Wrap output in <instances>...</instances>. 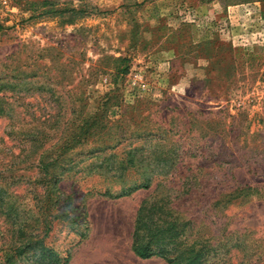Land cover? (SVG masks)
I'll list each match as a JSON object with an SVG mask.
<instances>
[{
  "label": "rangeland",
  "instance_id": "rangeland-1",
  "mask_svg": "<svg viewBox=\"0 0 264 264\" xmlns=\"http://www.w3.org/2000/svg\"><path fill=\"white\" fill-rule=\"evenodd\" d=\"M50 1L82 12L48 14L49 5L42 0H0V78L24 82L21 94L7 92L13 105L30 114L48 111V101L37 90L42 86L56 94L67 91L70 98L64 100L72 99L88 116L116 86L114 67L119 63L113 58L127 57L129 72L117 81L119 96L108 103L107 117L113 121L123 113L124 123L136 121L130 127L136 130L150 112L148 119L173 128L166 137L154 125L156 134L149 136L166 138V150L179 141L175 173L185 179L171 184L173 195L188 190L183 199L195 202L189 215L202 220L198 226L219 233V240L245 232L247 241L262 239L259 249L264 251V0ZM119 99L122 103L113 105ZM52 107L55 111L57 104ZM9 121L0 116V158L19 151L7 135ZM95 146L90 140L78 150ZM134 169L142 177L144 168ZM157 183L155 179L147 189L114 198L97 193L108 184L101 177L78 174L60 180L63 194L72 193L82 205L88 224L87 236L72 249L67 264H167L158 256L136 257L131 249L136 210L158 190ZM244 184L251 186L249 194L234 193L229 203H221L220 194ZM89 188L92 193L86 194ZM16 189L23 192L25 185ZM104 218L113 225L123 223L128 261L114 259L117 248L113 253L96 251L93 240L106 228L99 222ZM4 228L0 216V230ZM229 255L231 264H238L242 251L233 248Z\"/></svg>",
  "mask_w": 264,
  "mask_h": 264
},
{
  "label": "trees",
  "instance_id": "trees-1",
  "mask_svg": "<svg viewBox=\"0 0 264 264\" xmlns=\"http://www.w3.org/2000/svg\"><path fill=\"white\" fill-rule=\"evenodd\" d=\"M42 5H49L44 11L48 14L82 12L76 8L54 7L50 0H42ZM261 16L264 17V10ZM113 59L119 63L114 67L116 86L99 99L88 116H84L82 106L73 105L72 99L64 100V96L70 98L67 91L56 94L52 88L42 86L37 90L48 101L46 105L50 109L44 112L34 109L30 114L29 110L13 105L12 96L7 95L11 90L16 94L23 92L22 79L13 82L0 78V116L9 118L7 135L19 147L17 154L0 158V216L6 224L0 230V264L69 262L72 249L87 236L88 224L82 205L76 204L72 193L63 194L58 182L78 174L108 181L97 193L114 198L147 189L158 180V190L141 201L134 217L131 249L141 259L158 256L167 264H231L229 252L237 248L242 251L238 264H264V251L259 249L262 239L247 241V234L238 232L234 239L221 241L219 233L213 235L204 224L199 226L206 229H199L197 223L202 220L189 215L195 202L183 199L188 190L173 195L171 184L185 179L175 173L181 157L179 141L172 142L166 150L162 148L166 138L156 141L149 137L156 134L152 132L154 125L166 137L173 128L163 126L161 120L148 119L150 112L138 123L142 130H131L130 127L137 126L136 121L124 123L123 113L113 121L107 117L108 103L119 96L117 81L129 72L127 57ZM121 101L113 105L119 106ZM53 102L58 107L55 111ZM90 140L97 146L85 152L78 150ZM223 157L233 163L230 156ZM136 166L144 168L142 177L135 171ZM131 175L134 176L130 178ZM22 184L25 190L17 192L16 187ZM115 184L118 186L113 188ZM250 187L237 185L231 192L220 194L221 203H229L234 193L249 194ZM85 193H92V188ZM57 240L60 243L56 244Z\"/></svg>",
  "mask_w": 264,
  "mask_h": 264
},
{
  "label": "crops",
  "instance_id": "crops-1",
  "mask_svg": "<svg viewBox=\"0 0 264 264\" xmlns=\"http://www.w3.org/2000/svg\"><path fill=\"white\" fill-rule=\"evenodd\" d=\"M99 222L100 223L102 222L106 228L104 229L103 232L101 230H99L97 240L96 239L93 240V243L96 245V251L105 250L107 252L112 251V253H113V250H115L117 248L118 255L115 256L114 259L116 261L118 260V262H121L123 260L128 261L129 255H127V252H126V254H123L124 253L123 250H125L123 248V242H122V238L124 237L123 236L124 233L122 232L123 223L119 222L120 224L117 225V223H116L115 225H113V222H111L110 218H104L103 220L100 219ZM100 223H99V225H100ZM133 223H134V221H133ZM132 229H133V227H132ZM120 235H121V237H120ZM118 237H119V239H118Z\"/></svg>",
  "mask_w": 264,
  "mask_h": 264
}]
</instances>
